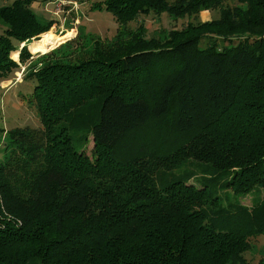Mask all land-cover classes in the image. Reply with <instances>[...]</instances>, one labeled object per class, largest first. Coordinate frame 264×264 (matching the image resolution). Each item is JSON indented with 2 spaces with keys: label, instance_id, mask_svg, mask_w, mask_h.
I'll use <instances>...</instances> for the list:
<instances>
[{
  "label": "trees",
  "instance_id": "obj_1",
  "mask_svg": "<svg viewBox=\"0 0 264 264\" xmlns=\"http://www.w3.org/2000/svg\"><path fill=\"white\" fill-rule=\"evenodd\" d=\"M34 1L0 6V79L31 63L27 43L53 24ZM229 1H99L91 8L118 23L111 40L92 37L88 49L30 65L41 125L0 133V264H247L252 239L264 235V0ZM199 9L218 17L164 41L142 23L128 27L150 12ZM205 36L237 43L200 47ZM150 126L176 147L161 154L150 140L147 157H116ZM78 127L82 141L92 136V157L74 145ZM187 160L211 175L165 178ZM260 191L250 206L231 197Z\"/></svg>",
  "mask_w": 264,
  "mask_h": 264
},
{
  "label": "rangeland",
  "instance_id": "obj_2",
  "mask_svg": "<svg viewBox=\"0 0 264 264\" xmlns=\"http://www.w3.org/2000/svg\"><path fill=\"white\" fill-rule=\"evenodd\" d=\"M11 1L12 0H0V6L9 4ZM38 1V8L35 10L41 12L44 17H49L50 20L53 19L50 30L42 34L48 33L47 35H51V38L48 37L47 39L56 41V45H47L42 50H38L36 48L41 45V43L39 45V42L42 40V37L47 35L40 36L42 35L40 34L38 39H31L27 43V50L32 56L29 60L31 63L28 64L27 62L24 64L19 71L12 74L9 78L0 79V133L3 129L8 130L13 127L39 128L41 125L34 106L29 103L35 85L34 80L24 78V76L30 73L31 64L33 68H36L35 65H40L44 57L43 55L46 53L54 51L53 53L55 55H60L82 43L85 44L84 48L87 47L88 49L90 45L93 46L92 37L100 38L103 41L111 40L117 33L118 23H116L110 13L105 10L91 8L93 4L103 0H63L61 3L59 2L60 0ZM168 1L172 2L173 0ZM229 3L233 5L236 3V0H230ZM218 13V9H199L196 14L191 12L183 18H176L174 15L167 12L161 14L150 12L149 14L140 15L136 21L129 22L128 27L129 29H134L137 28L138 24L142 23L147 37L154 36L164 41L169 37L171 31L181 29L189 23H195L196 25L198 23L211 21L218 17ZM1 30L2 26L0 25V32ZM67 39H72L74 41H72L71 45L62 46L61 43H64ZM212 42H215L216 46L221 48L236 44L237 39L231 40L232 43L229 45L228 41L222 38L205 36L200 41L199 46L205 47ZM171 123L172 115L168 114L167 120L161 125V130L165 129V131H168ZM155 133L156 130L153 126L134 132L133 135L127 139L130 140V143L124 142L119 146L116 157L122 160L131 158L132 156L144 158V155H146L145 157H147L150 152L156 151L149 145L151 141L159 144V150H161L159 152L161 154L168 153L176 147L174 142H171L170 139L164 140V142L155 139ZM71 136L75 147L79 150L83 149L89 157H92V136L88 135L87 140L82 141L86 136V129L81 127L72 129ZM187 139V137H181L177 143L180 144ZM4 146L5 143L1 140L0 160L7 153ZM183 170H191L198 176L211 175L209 172H205L201 167L197 168L193 161L187 160L178 167L166 170L164 176L169 180ZM196 178L198 177L191 178L190 181L196 182ZM223 193L224 192H222V194ZM262 193V191L259 193L251 192L237 198L234 196L231 197L233 200L238 199L243 205L250 206L255 199L262 195ZM230 195L232 194L230 193ZM252 244L251 248L244 254L247 264H264V235H259L257 238L252 239ZM35 264L38 263L35 262Z\"/></svg>",
  "mask_w": 264,
  "mask_h": 264
},
{
  "label": "crops",
  "instance_id": "obj_3",
  "mask_svg": "<svg viewBox=\"0 0 264 264\" xmlns=\"http://www.w3.org/2000/svg\"><path fill=\"white\" fill-rule=\"evenodd\" d=\"M49 2V1H48ZM46 3V2H45ZM38 4H39V1L38 0H36V1H34L33 2V4H32V7H33V10H34V12L41 18V19H43V20H46V21H49L50 19H49V17H44V15L41 13V12H39V11H37V10H35L36 8H38ZM57 4V3H56ZM53 20V19H52ZM52 27V26H51ZM50 27V28H51ZM50 30V29H49ZM2 31V30H1ZM1 33V32H0ZM50 37V36H49ZM42 38H48L47 36H44V37H42ZM51 38V37H50ZM24 43H21L20 44V46L22 47V45H23ZM39 45H40V43H39ZM18 51V56H19V50H17ZM15 60V59H14ZM16 61H18V59L16 60ZM7 90V89H6Z\"/></svg>",
  "mask_w": 264,
  "mask_h": 264
},
{
  "label": "bare ground",
  "instance_id": "obj_4",
  "mask_svg": "<svg viewBox=\"0 0 264 264\" xmlns=\"http://www.w3.org/2000/svg\"><path fill=\"white\" fill-rule=\"evenodd\" d=\"M39 43H41V45L36 48L38 50H42L47 45H50V46H55L56 45V41L50 40V39H47V38H42V40Z\"/></svg>",
  "mask_w": 264,
  "mask_h": 264
},
{
  "label": "built area",
  "instance_id": "obj_5",
  "mask_svg": "<svg viewBox=\"0 0 264 264\" xmlns=\"http://www.w3.org/2000/svg\"><path fill=\"white\" fill-rule=\"evenodd\" d=\"M55 1V0H54ZM57 1H59V0H57ZM63 0H60L59 2L61 3Z\"/></svg>",
  "mask_w": 264,
  "mask_h": 264
},
{
  "label": "water",
  "instance_id": "obj_6",
  "mask_svg": "<svg viewBox=\"0 0 264 264\" xmlns=\"http://www.w3.org/2000/svg\"><path fill=\"white\" fill-rule=\"evenodd\" d=\"M67 40H68V39H67ZM23 45H24V44H23ZM23 45H22V46H23Z\"/></svg>",
  "mask_w": 264,
  "mask_h": 264
}]
</instances>
